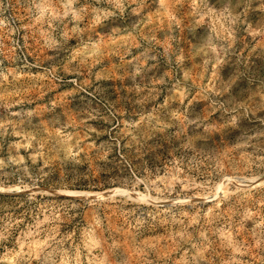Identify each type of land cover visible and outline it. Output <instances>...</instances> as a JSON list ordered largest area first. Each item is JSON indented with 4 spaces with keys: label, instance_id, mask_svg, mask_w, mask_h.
Returning a JSON list of instances; mask_svg holds the SVG:
<instances>
[{
    "label": "rangeland",
    "instance_id": "rangeland-1",
    "mask_svg": "<svg viewBox=\"0 0 264 264\" xmlns=\"http://www.w3.org/2000/svg\"><path fill=\"white\" fill-rule=\"evenodd\" d=\"M0 194V264H264V0H0Z\"/></svg>",
    "mask_w": 264,
    "mask_h": 264
},
{
    "label": "trees",
    "instance_id": "trees-1",
    "mask_svg": "<svg viewBox=\"0 0 264 264\" xmlns=\"http://www.w3.org/2000/svg\"><path fill=\"white\" fill-rule=\"evenodd\" d=\"M27 196L26 194H0V197H3V198H10V199H20V198H23ZM38 198V196H37ZM69 199H72V198H69Z\"/></svg>",
    "mask_w": 264,
    "mask_h": 264
},
{
    "label": "water",
    "instance_id": "water-1",
    "mask_svg": "<svg viewBox=\"0 0 264 264\" xmlns=\"http://www.w3.org/2000/svg\"><path fill=\"white\" fill-rule=\"evenodd\" d=\"M258 181H256L255 183H249V185H254V184H256Z\"/></svg>",
    "mask_w": 264,
    "mask_h": 264
},
{
    "label": "bare ground",
    "instance_id": "bare-ground-1",
    "mask_svg": "<svg viewBox=\"0 0 264 264\" xmlns=\"http://www.w3.org/2000/svg\"><path fill=\"white\" fill-rule=\"evenodd\" d=\"M92 197H94V196H92ZM87 198H89V197H87Z\"/></svg>",
    "mask_w": 264,
    "mask_h": 264
}]
</instances>
